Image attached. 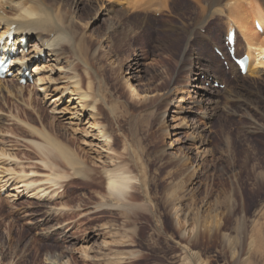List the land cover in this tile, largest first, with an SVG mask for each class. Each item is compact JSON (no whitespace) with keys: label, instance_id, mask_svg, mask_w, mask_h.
<instances>
[{"label":"rangeland","instance_id":"rangeland-1","mask_svg":"<svg viewBox=\"0 0 264 264\" xmlns=\"http://www.w3.org/2000/svg\"><path fill=\"white\" fill-rule=\"evenodd\" d=\"M142 1L70 2L76 32L61 43V64L70 62L81 87L89 82L97 94L110 156L132 177L133 205L96 210L105 193L99 170L108 164L87 151L86 126L63 125L49 111L51 97L43 101L32 86L24 85L20 100L5 91L0 150L16 160L0 159L15 172L0 181V264H49L53 255L67 264H189L186 247L206 264H250L252 233L264 239V70L239 77L230 59L225 68L211 46L224 51L227 19L203 12L202 0ZM236 35L241 54L246 46ZM129 72V82L146 97H130L124 83ZM205 89L212 93L200 100ZM182 93L186 99L179 103ZM168 104L173 107L166 112ZM182 118L197 131L178 128ZM35 130L67 145L92 169L89 180L63 178L50 204L41 194L29 197L30 188L19 196L9 191L20 170L48 172L29 142L43 140ZM53 156L61 172L71 173Z\"/></svg>","mask_w":264,"mask_h":264},{"label":"bare ground","instance_id":"bare-ground-1","mask_svg":"<svg viewBox=\"0 0 264 264\" xmlns=\"http://www.w3.org/2000/svg\"><path fill=\"white\" fill-rule=\"evenodd\" d=\"M122 1L125 4L126 2H128V0H122ZM135 1L137 4V0ZM141 1L142 0H140V3ZM154 1L159 5L165 6L168 4L167 2L168 0H154ZM202 1L204 2V6H201L203 12L204 11L206 13L208 12V15H210L211 17L213 15L214 16L217 15V17L221 19L225 17L227 19V24L229 25V27L228 25L227 27L236 28L239 35L244 40L246 46V54L249 56V63L247 67L248 73L246 74H249L250 70L252 71L253 68L255 69L254 71L256 72L258 71L262 72L264 70V0H202ZM70 2H75V6L82 4V0H70ZM70 2L68 0H0V38L7 31L12 30L15 34V38L12 41L14 45V49L17 48L19 50L18 52H16L15 57L12 60L13 62L12 66L15 68L14 73L9 78L0 79V96H2L3 92L6 91V93L9 96H11V98L14 99L20 98L22 91L24 90L25 87L24 85L18 83L20 67L22 65H25L28 68L29 66V68H31L30 71H31V76L33 77V82L31 84L26 83L25 85L32 86L35 92L39 93L42 96L43 101L45 102H47L48 98L51 97V99L47 103L48 104L47 106L49 107V111L54 116H57L60 119V121L63 123V125H67V126L73 124L85 125L86 130L85 129L81 130L82 131L81 133L83 138L85 139V141L83 142L85 143V145H87V151H89L91 154L94 153L96 155L100 154V156L104 158L102 163L108 164L101 167L99 170L101 176L105 181L104 184L105 193L101 196L100 202L95 205V209L100 210L102 208L115 207V208H119L120 210L128 211L133 205L130 200L133 197L131 193L132 188L130 187L132 177L127 172L123 171L122 166L120 164V160H118V158L117 160L116 159L114 160L113 157L110 156L111 153L110 137L107 134V132L104 130V126L101 125L100 121L98 120L99 110L98 107L96 106V104L98 105L97 94L93 92V89L90 86L89 82L87 84L86 89H84L85 87L84 88L81 87L82 85L81 83H79L80 81L78 80L79 78L76 77L77 75L75 76L74 75L75 73L72 74L73 65L72 66L69 65L70 62L67 64L68 66L67 65L64 66L61 64L62 60L64 59L61 43L62 42L64 43V41L66 40L65 35L68 37L69 32L72 33L76 32L73 11L72 9H69L70 5L72 4V3L70 4ZM127 4L130 5L132 3L128 2ZM144 5H146V3ZM134 6L137 5L133 4V7ZM254 21H258V23L260 24L262 28L261 32L255 29ZM12 26H14V28H12ZM192 34L193 31H191L190 36ZM24 36H26L27 43L29 42L28 45L29 48L25 52H23L24 45L19 43L21 37ZM205 36L206 35H203V37ZM70 41L72 42V40ZM80 41L81 40H79V42ZM32 42L33 44H31ZM81 47L77 46V48H81ZM75 49L73 48V52L75 51L73 54L76 53ZM85 49L86 47L83 48V50L82 49L81 50L84 51ZM5 50L6 49L4 48L3 51ZM42 52H45V55L43 59H40L38 55ZM77 54H75L76 57ZM2 56H5V53H3ZM65 61L66 59H64V63ZM85 62H83L85 69H90L88 64H86ZM234 69H233V73L234 71H236ZM130 74L131 73L129 72L128 73L129 76L124 79V83L128 85L127 89L129 88L130 97L132 98L146 97L147 93L145 94L139 93L138 89H136V84L133 85L129 82L130 80L132 81V76ZM53 75H55L56 77H53ZM195 86L196 84L193 85V87ZM210 93L212 92H210L209 89H207L206 92L202 91V94L201 93L199 94L200 96L199 99L203 100V97L208 96ZM182 94L183 96L178 100L179 103L186 99V94L184 93ZM168 96L169 94H165L164 98L167 99ZM98 102L100 103V101ZM195 102H198L199 104L200 101H195ZM172 107H173L172 104H168L165 111L167 112V110L168 109L170 110ZM82 117L84 118L86 117L84 122ZM180 127L196 129L197 131V126L194 125L193 123L191 124V122L188 123V121H185V119L181 121L180 126H178V128ZM36 132L43 138V140L42 141L29 140V142L32 143L38 149V151L43 155L44 158L39 160L41 165H43L44 168L48 170V172L41 173L35 171L34 169L29 170L28 172H24L23 170H20V173L15 175L18 178L16 185L11 186L9 191L13 192V194L11 195L19 196L31 190V192H29L28 194L29 197L34 198L37 197V195L41 194L39 198H41L42 196L43 197L46 196L43 201H47L50 204L51 197L53 198V196L59 195V189L60 187L63 186V185L61 186V183H63L62 182L63 178L67 177L69 179L70 176L72 175L78 177L81 176L85 178V180H89L90 173H92V169L90 168L89 170L88 168L85 169L86 165L83 159H81L67 145H64L60 141L54 139L51 135H49V133L41 132L39 130ZM196 135L198 136V134ZM197 136L192 135L191 137L192 140H194V138H196ZM195 141L196 140H194V142ZM4 151L0 150V159L7 158L9 159V161L12 159L16 160L14 156L10 154H6L5 153L6 151L5 152ZM52 154L54 155L53 157L60 156L65 162L66 166L71 170L70 171L71 173H69V171L68 173L61 172L58 164H56L54 161H52L49 158V156ZM11 170L12 168L8 169L7 167H4L3 165L0 164V181L2 179L1 175L5 172H9V171L11 172ZM13 174H15V172L9 173V175L11 176ZM34 176H41V177L40 179L39 177L38 179L35 178L30 179L31 177ZM47 183L49 184V186L43 187V185ZM29 188L30 190L27 191ZM175 195L176 194H174V196ZM61 196H59V198ZM60 207H62V209L64 208L62 205ZM53 208L55 207L53 206ZM79 208H80L79 205H77L74 210L77 211V209ZM261 236L264 237V234ZM248 245L250 248V252H249L250 264H257L258 261H264V239L261 238L260 240H258L257 233H252ZM185 251L189 256L188 258L189 264H206L199 259L197 252L191 250L188 247L185 248ZM50 257L51 258L49 259V264H67L65 261L62 260L63 258L62 255H53Z\"/></svg>","mask_w":264,"mask_h":264}]
</instances>
